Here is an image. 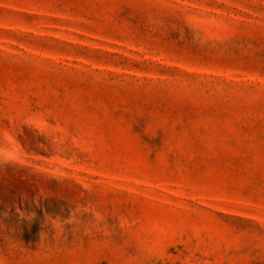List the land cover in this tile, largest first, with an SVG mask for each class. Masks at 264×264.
Here are the masks:
<instances>
[{"label": "rangeland", "instance_id": "1", "mask_svg": "<svg viewBox=\"0 0 264 264\" xmlns=\"http://www.w3.org/2000/svg\"><path fill=\"white\" fill-rule=\"evenodd\" d=\"M0 264H264V0H0Z\"/></svg>", "mask_w": 264, "mask_h": 264}]
</instances>
